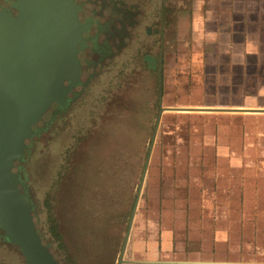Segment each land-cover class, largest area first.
<instances>
[{
  "label": "rangeland",
  "instance_id": "obj_1",
  "mask_svg": "<svg viewBox=\"0 0 264 264\" xmlns=\"http://www.w3.org/2000/svg\"><path fill=\"white\" fill-rule=\"evenodd\" d=\"M141 67V53L134 51L114 64L97 66L89 82L77 87L80 94L66 110L53 118L50 112L44 115L41 120H51L49 124L27 140L31 148L24 163L25 186L34 204L35 223L61 264H138L132 260L129 246L135 249L136 240L145 239L147 223L160 216V197L152 194L153 179L168 168V172L175 171L173 161L190 151L180 149L182 142L204 139L203 133L192 131L208 120L176 111L189 108L177 105L182 97L188 100L184 93L171 92L174 77L168 74L165 87L159 71L151 74ZM90 72L86 69L83 78ZM261 154L257 150L252 156ZM243 183L237 182L238 186ZM260 199L264 209V198ZM233 201L236 208L237 199ZM235 216L243 218L244 213ZM248 217L250 222L254 220L246 225L250 227H234L231 245L220 246V256L229 257L232 264L264 261V210L249 211ZM2 235L0 230V261L12 262V254L22 260L19 247L7 246Z\"/></svg>",
  "mask_w": 264,
  "mask_h": 264
},
{
  "label": "crops",
  "instance_id": "obj_2",
  "mask_svg": "<svg viewBox=\"0 0 264 264\" xmlns=\"http://www.w3.org/2000/svg\"><path fill=\"white\" fill-rule=\"evenodd\" d=\"M151 3L161 42L159 69L151 74L159 71L165 87L173 76L171 92L187 96L177 105L189 109L178 115L208 124L192 131L203 140L181 143L190 151L170 160L175 171L153 179L160 216L147 223L145 239L129 246L130 254L138 264H232L220 256V246L231 245L234 227H250L249 211L264 210V0ZM257 150L261 156H252ZM242 212L243 218L235 216ZM12 255V262L0 264H27L23 255Z\"/></svg>",
  "mask_w": 264,
  "mask_h": 264
},
{
  "label": "water",
  "instance_id": "obj_3",
  "mask_svg": "<svg viewBox=\"0 0 264 264\" xmlns=\"http://www.w3.org/2000/svg\"><path fill=\"white\" fill-rule=\"evenodd\" d=\"M13 7L18 14L0 10V228L27 264H61L37 229L33 201L14 168L38 131L34 126L53 103H66L68 93L81 83L78 54L87 45L83 33L91 24L80 20L75 0H16Z\"/></svg>",
  "mask_w": 264,
  "mask_h": 264
},
{
  "label": "flooded vegetation",
  "instance_id": "obj_4",
  "mask_svg": "<svg viewBox=\"0 0 264 264\" xmlns=\"http://www.w3.org/2000/svg\"><path fill=\"white\" fill-rule=\"evenodd\" d=\"M15 2L16 0H0V10L6 8L14 15L18 14V10L13 7ZM75 2L80 6V20L83 23L90 22L91 24L89 29L83 33L88 38L87 45L78 54L81 62V83L68 93L66 103L58 104L55 102L44 114L50 112L52 118L66 110L74 101L80 94L77 87L85 86L89 82L90 78L95 75L97 66L103 68L109 63L114 64L117 59H121L134 51L141 53L142 67L150 71L159 69L161 47L159 30L157 29L159 15L155 12L151 0H75ZM151 26H155L156 29L152 31ZM86 69L91 72L84 79ZM42 120L34 126L38 131L32 139L38 136L51 121ZM30 148L31 141H28L24 158L17 161L14 168L15 171L20 172V178L25 184L24 163ZM20 187L29 194L26 186L24 188L20 185ZM0 230L3 232L1 228ZM2 238L7 241L4 232Z\"/></svg>",
  "mask_w": 264,
  "mask_h": 264
},
{
  "label": "trees",
  "instance_id": "obj_5",
  "mask_svg": "<svg viewBox=\"0 0 264 264\" xmlns=\"http://www.w3.org/2000/svg\"><path fill=\"white\" fill-rule=\"evenodd\" d=\"M2 233H3V232H2ZM119 248H120V246H119ZM117 251H119L118 248H117Z\"/></svg>",
  "mask_w": 264,
  "mask_h": 264
}]
</instances>
